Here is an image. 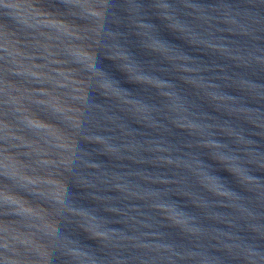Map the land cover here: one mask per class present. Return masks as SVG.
<instances>
[{
  "label": "water",
  "instance_id": "1",
  "mask_svg": "<svg viewBox=\"0 0 264 264\" xmlns=\"http://www.w3.org/2000/svg\"><path fill=\"white\" fill-rule=\"evenodd\" d=\"M0 264H264V0H0Z\"/></svg>",
  "mask_w": 264,
  "mask_h": 264
}]
</instances>
